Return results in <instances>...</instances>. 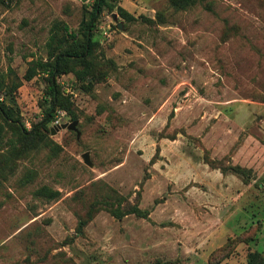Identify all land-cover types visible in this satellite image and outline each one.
<instances>
[{"label": "rangeland", "instance_id": "obj_1", "mask_svg": "<svg viewBox=\"0 0 264 264\" xmlns=\"http://www.w3.org/2000/svg\"><path fill=\"white\" fill-rule=\"evenodd\" d=\"M95 2L0 0V82H21L13 101H0L27 130L51 100L45 73L25 79L30 62L48 59L57 21L83 39ZM114 4L135 19L101 13L95 78H58L71 111L57 108L27 153L4 124L0 264L264 260V0ZM76 120L79 137L61 128ZM138 197L147 218L118 219L104 206L80 226L95 202Z\"/></svg>", "mask_w": 264, "mask_h": 264}, {"label": "trees", "instance_id": "obj_2", "mask_svg": "<svg viewBox=\"0 0 264 264\" xmlns=\"http://www.w3.org/2000/svg\"><path fill=\"white\" fill-rule=\"evenodd\" d=\"M96 0L91 14V20L82 29L85 31L84 38L81 39L79 34L72 31L69 25L63 21H57L52 27V36L49 44L50 51L48 59H36L30 62V66L26 72L25 79L33 80L39 72L46 74L48 80L47 94L50 97V106L45 110V117L37 124H34L31 130H27L20 119V114L15 113L11 106H7L0 101V117L5 123H0V143L3 141V133L5 131L4 124L15 128L20 138V146L24 148L25 153L35 148L36 142L42 136L43 130H48V124L54 118L57 108L71 111L72 97L71 93H65L62 89L58 78L64 74L72 73L77 81L86 83L95 78V65L91 60L93 48L96 43L93 41V32L95 23L101 13L106 9L113 13L117 9L119 16L127 20H134L135 17L122 6H115V1ZM193 0H174V4L179 8H186ZM113 15V14H112ZM66 38L67 43L59 44L61 38ZM55 44V45H54ZM21 82L13 83L9 86L3 79L0 82V93L3 96L14 98V93L19 89ZM73 114V113H72ZM73 118H76L74 115ZM52 143V142H50ZM236 168H234L235 170ZM237 171H241L237 168ZM53 198H57L58 192H55ZM115 203H118L117 206ZM113 203L110 199L99 200L88 214L87 219L80 222V226H85L92 218L94 212L104 209L108 210L113 216L122 219L127 215L134 214L141 218H147L149 212L140 207V197L132 203L127 201L123 205L120 201ZM155 264H170L166 261H157ZM248 264H264V260L260 258L259 253H251L248 257Z\"/></svg>", "mask_w": 264, "mask_h": 264}, {"label": "water", "instance_id": "obj_3", "mask_svg": "<svg viewBox=\"0 0 264 264\" xmlns=\"http://www.w3.org/2000/svg\"><path fill=\"white\" fill-rule=\"evenodd\" d=\"M113 19L116 20L117 19V15L116 14H113ZM122 24H119V28H122ZM79 121L76 120L73 124L71 125H67V124H64L61 126L62 129H69V130H72V131H76L77 132V135L78 137L80 136V132L78 131L77 129V125H78ZM56 134V130L52 129V135H55ZM83 160H84V163L89 166V167H92L93 164L90 160V153L87 152L83 155Z\"/></svg>", "mask_w": 264, "mask_h": 264}]
</instances>
